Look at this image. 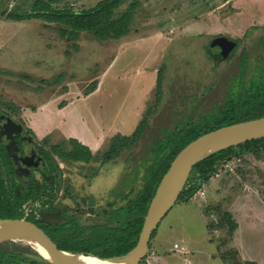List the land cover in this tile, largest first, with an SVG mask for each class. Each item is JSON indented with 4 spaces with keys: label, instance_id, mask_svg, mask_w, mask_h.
Segmentation results:
<instances>
[{
    "label": "rangeland",
    "instance_id": "obj_1",
    "mask_svg": "<svg viewBox=\"0 0 264 264\" xmlns=\"http://www.w3.org/2000/svg\"><path fill=\"white\" fill-rule=\"evenodd\" d=\"M2 1L9 9L27 10L34 0ZM45 1L81 9L99 0ZM133 1L124 0L122 10ZM136 1L133 29L118 39H99L84 31L71 41L53 22L0 14V108L14 112L44 143L69 149L75 137L93 154L88 162L58 156L64 176L60 203L105 204L109 210L135 200L161 130L208 112L228 89L241 50L254 52L264 35V0ZM219 36L237 39L239 45L215 64L208 48L219 51L218 43L212 44ZM160 67L163 99L142 138L104 162L111 137L131 134L156 103ZM221 170V201L216 202L212 186L204 197V185L189 200L176 201L159 222L141 264H241L220 212L230 200L240 225L239 243L264 258V205L259 202L264 201V151L234 157ZM201 211L216 231L202 227ZM2 246L15 250L22 264L25 255L44 259L27 252L28 243L7 240Z\"/></svg>",
    "mask_w": 264,
    "mask_h": 264
},
{
    "label": "trees",
    "instance_id": "obj_2",
    "mask_svg": "<svg viewBox=\"0 0 264 264\" xmlns=\"http://www.w3.org/2000/svg\"><path fill=\"white\" fill-rule=\"evenodd\" d=\"M124 0H99L95 5L75 9L70 5L55 7L45 0H34L31 7L21 10L18 7L9 9L3 6L0 0V14L7 19L26 20L40 18L57 25L59 33L67 40H76L79 32H89L99 39H118L130 33L133 29L132 22L136 20L138 1H133L122 10ZM122 10V11H121ZM264 30V27H262ZM216 39L212 41L215 44ZM211 58L217 64L222 59L219 51L208 48ZM254 57V58H253ZM253 58V59H252ZM238 69L230 79L228 89L223 93L221 100L212 103V108L203 113L200 119L188 118L187 123L162 129L160 136L153 148L154 158L145 174V182L141 194L134 200L131 199L120 206L107 209V224L92 226L80 225L77 221L72 224H47L45 220L36 219L34 214H26L24 204L38 196L36 186L25 188L20 185H11L7 189L0 175V217L26 218L35 222L47 236L62 249L72 251L93 252L102 257L124 254L134 247L138 241L144 216L151 199L163 175L168 170L171 161L177 153L190 141L201 134L226 124L264 116V35L258 42L257 53L250 55L247 49L241 50L238 60ZM163 67H160L156 82V103L151 106L131 134L117 133L109 141V146L104 152L103 161L107 162L119 156L125 149L137 144L142 138L150 118L157 111L159 102L163 99V90L160 87L163 78ZM17 110L16 106L9 105ZM15 107V108H14ZM0 113L13 115L0 108ZM70 148L65 149L61 144L49 145L45 141V157L52 153L71 161L88 162L93 154L86 144L77 138H70ZM264 151V137L249 139L216 151L197 162L189 175L187 183L181 191L178 200L187 201L208 182L220 169L234 157L242 156L247 152L259 155ZM63 171L59 169L58 176L62 180ZM48 177L56 176L55 167L50 166ZM51 194V193H50ZM50 200V199H48ZM49 202V201H48ZM220 206V203H219ZM218 206V207H219ZM229 237L238 227V222L228 210H221ZM153 230L151 239L155 235ZM38 255L30 246L25 249ZM16 251L4 248L0 243V264H22L16 256ZM237 255V251L235 250ZM226 257L225 254H223ZM145 258V257H144ZM144 258L140 261L142 263ZM25 264H51L47 259L42 261L25 255L22 258ZM28 262V263H26ZM241 264H258L255 261L245 260Z\"/></svg>",
    "mask_w": 264,
    "mask_h": 264
},
{
    "label": "water",
    "instance_id": "obj_3",
    "mask_svg": "<svg viewBox=\"0 0 264 264\" xmlns=\"http://www.w3.org/2000/svg\"><path fill=\"white\" fill-rule=\"evenodd\" d=\"M216 42L225 56L236 45V41L219 36ZM11 120V119H10ZM264 137V116L242 120L212 129L185 145L171 161L166 173L159 182L144 216L143 226L134 247L120 255L99 256L93 252L72 251L59 248L35 222L26 218L0 217V243L7 240H26L38 253L51 264H89L82 257L91 256L114 264H139L150 250L151 235L159 222L178 200L185 187L193 166L210 154L244 142ZM47 222H64L58 213H48ZM94 221H84V224ZM37 243L40 250L32 243Z\"/></svg>",
    "mask_w": 264,
    "mask_h": 264
},
{
    "label": "flooded vegetation",
    "instance_id": "obj_4",
    "mask_svg": "<svg viewBox=\"0 0 264 264\" xmlns=\"http://www.w3.org/2000/svg\"><path fill=\"white\" fill-rule=\"evenodd\" d=\"M231 40L236 41V45L229 53H233L239 45V40ZM258 42L254 52L248 51L250 55L257 53ZM218 50L221 51L220 45ZM45 147L44 142L38 140L16 116L0 113V175L3 183L7 189H10L12 184L15 187L21 185L22 188L36 186V190L39 192L38 196L34 199L30 198L23 205L26 214H34L36 219L42 221L45 220L48 213H58L65 220L64 222L50 223L45 220L47 224L55 225H69L73 221H77L83 226L107 224L108 208L105 204L88 203V205H78L73 201H70V204L69 202L67 204L60 203V192L63 188L64 176L62 174L61 185H59L58 172L59 169L62 170V165L55 153H52V155L57 164L51 162L52 156L45 157ZM46 148L48 149V147ZM50 166L55 167L56 176L52 178L47 175ZM34 203L35 206H33ZM84 221H94V223L84 224ZM45 222L42 221V223Z\"/></svg>",
    "mask_w": 264,
    "mask_h": 264
},
{
    "label": "crops",
    "instance_id": "obj_5",
    "mask_svg": "<svg viewBox=\"0 0 264 264\" xmlns=\"http://www.w3.org/2000/svg\"><path fill=\"white\" fill-rule=\"evenodd\" d=\"M227 167H229V166H227ZM220 172L219 173H216L213 177L210 178V180L208 182L204 183L203 184L204 185V188H202V189H204V192L206 193L205 195L202 194L205 197V196H208L209 195L208 194V192H209L208 189H209V187L212 186V188H213V190H214V192L216 194V197H215L216 202H218L220 200V193H221V186H220L221 185V182H220V178L223 177V173H222L223 171L221 173ZM214 179H217V180H214ZM192 201H193V199L190 200L191 203H192ZM231 202L232 201L230 200V202L227 204L228 206L226 208H223V210L230 211L232 213L233 217L236 219V217H235L234 213L232 212V210H234L235 213L237 211H235V209L233 207V204H231ZM259 202H262L263 204H261V205H264V201L263 200H261ZM196 207H197V205H196ZM215 212H216V209H215ZM201 214H203V216H201L202 217V219H201V221H202L201 222L202 223L201 224L202 227L205 226L206 229L214 228L215 231H216V228H217L216 227V224H214L213 222H212L213 224H211V222L210 223L208 222L209 221V218L207 217L205 211H201ZM236 221H237V219H236ZM219 226H221V228L225 227L224 225H221V224ZM172 228L173 227L171 226L170 229H172ZM239 228H240V225L238 223V227L234 231L233 235L230 237V239L232 241V244L231 245L233 246V249L237 251V257H239L242 261L251 260V261L257 262L258 264H263L264 258L262 259V257H260L261 256L260 254L257 255V253H254L253 252L254 250L251 249V247L249 246V244L248 245H245L244 243H241V242L239 243L238 236H237L238 235ZM161 239H163V238H161ZM210 239L212 240V238H210ZM175 243H177V242H175ZM215 251L217 252V249ZM210 256H212V255H210Z\"/></svg>",
    "mask_w": 264,
    "mask_h": 264
},
{
    "label": "bare ground",
    "instance_id": "obj_6",
    "mask_svg": "<svg viewBox=\"0 0 264 264\" xmlns=\"http://www.w3.org/2000/svg\"><path fill=\"white\" fill-rule=\"evenodd\" d=\"M19 242H23V243H26L27 241L26 240H17ZM32 243L33 245H35L39 250L41 249L39 247V245L37 243H33V242H30ZM82 261H85V262H88L89 264H114V263H111V262H104L102 263L101 260L97 259V258H94V257H91V256H87V257H82L81 258Z\"/></svg>",
    "mask_w": 264,
    "mask_h": 264
},
{
    "label": "built area",
    "instance_id": "obj_7",
    "mask_svg": "<svg viewBox=\"0 0 264 264\" xmlns=\"http://www.w3.org/2000/svg\"><path fill=\"white\" fill-rule=\"evenodd\" d=\"M226 165H227V164H226ZM217 173H218V172H217ZM200 193H201V194H204V191L202 190V191H200ZM174 247H175L176 249H178V250L180 249L178 243H175V244H174Z\"/></svg>",
    "mask_w": 264,
    "mask_h": 264
}]
</instances>
